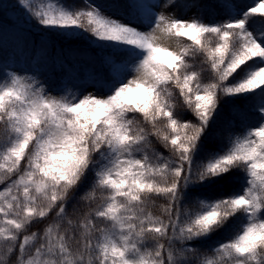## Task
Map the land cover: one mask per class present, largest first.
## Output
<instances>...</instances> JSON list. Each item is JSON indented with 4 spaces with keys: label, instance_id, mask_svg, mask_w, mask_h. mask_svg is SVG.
Returning a JSON list of instances; mask_svg holds the SVG:
<instances>
[{
    "label": "snow or ice",
    "instance_id": "snow-or-ice-1",
    "mask_svg": "<svg viewBox=\"0 0 264 264\" xmlns=\"http://www.w3.org/2000/svg\"><path fill=\"white\" fill-rule=\"evenodd\" d=\"M17 5L99 49V70L54 86L0 69V264H264V0L208 20L198 0ZM236 101L258 123L214 130Z\"/></svg>",
    "mask_w": 264,
    "mask_h": 264
},
{
    "label": "trees",
    "instance_id": "trees-1",
    "mask_svg": "<svg viewBox=\"0 0 264 264\" xmlns=\"http://www.w3.org/2000/svg\"><path fill=\"white\" fill-rule=\"evenodd\" d=\"M255 1L234 0V3L239 8L246 9L248 6H254ZM59 2L65 5L79 6L81 4V0H59ZM95 2L105 9L122 12L123 8L117 10L112 5L114 3L123 5L126 0H95ZM198 2L209 6L203 9V18L206 20L214 18L217 14H223L222 9L211 7L218 3V0H198ZM195 14L199 15L200 11L196 10ZM34 23V21L31 24L28 23V16L18 7L17 0H0V69L15 70L21 74L33 72V75H37L39 79L46 80L54 86L79 85L85 81L88 71L93 66L99 70V49L90 46L83 39L64 40L44 36L39 28L33 26ZM44 40H48L49 43L46 50L42 51ZM236 104L246 110L241 113L232 104L223 105L214 130L221 129L228 120L234 121L233 131L236 133H241L247 126H255L258 123L257 115L248 105L243 101H236ZM186 118L191 119L192 117L189 114ZM209 143L220 146L222 141L211 140ZM156 147L167 155L161 145L157 144ZM239 187V183L233 181L228 191L239 190ZM162 203L163 201H157V206L152 209L155 214H159V205ZM44 223L34 224L30 231L42 230ZM226 238L227 236L220 235L213 239ZM201 247H207V245Z\"/></svg>",
    "mask_w": 264,
    "mask_h": 264
},
{
    "label": "rangeland",
    "instance_id": "rangeland-1",
    "mask_svg": "<svg viewBox=\"0 0 264 264\" xmlns=\"http://www.w3.org/2000/svg\"><path fill=\"white\" fill-rule=\"evenodd\" d=\"M178 2L180 4H183V3H185V0H178ZM256 2H258V0H256ZM107 10L109 12H114V10H109V9H107ZM196 10L197 9L188 10L186 8H182L181 7V8L175 9L174 11H176L178 15H181V16H185L186 15V16L190 17V16H192L195 13ZM186 12H188V13H186ZM165 43L171 45L172 47L176 46V42L174 40H166Z\"/></svg>",
    "mask_w": 264,
    "mask_h": 264
}]
</instances>
